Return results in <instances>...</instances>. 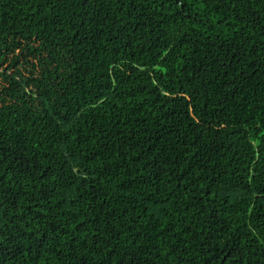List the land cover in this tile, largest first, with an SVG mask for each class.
I'll list each match as a JSON object with an SVG mask.
<instances>
[{
    "label": "trees",
    "instance_id": "trees-1",
    "mask_svg": "<svg viewBox=\"0 0 264 264\" xmlns=\"http://www.w3.org/2000/svg\"><path fill=\"white\" fill-rule=\"evenodd\" d=\"M0 264H264V0H0Z\"/></svg>",
    "mask_w": 264,
    "mask_h": 264
}]
</instances>
